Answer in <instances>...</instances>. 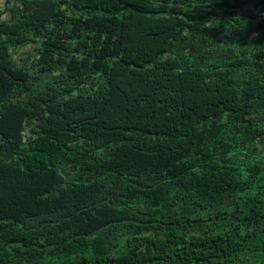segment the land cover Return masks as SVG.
<instances>
[{"label": "trees", "instance_id": "1", "mask_svg": "<svg viewBox=\"0 0 264 264\" xmlns=\"http://www.w3.org/2000/svg\"><path fill=\"white\" fill-rule=\"evenodd\" d=\"M1 1L0 264H264V0Z\"/></svg>", "mask_w": 264, "mask_h": 264}, {"label": "rangeland", "instance_id": "2", "mask_svg": "<svg viewBox=\"0 0 264 264\" xmlns=\"http://www.w3.org/2000/svg\"><path fill=\"white\" fill-rule=\"evenodd\" d=\"M251 12V10H250ZM249 13V12H248ZM35 47L36 45L23 46L12 52L14 63L18 66H29L32 63V60L35 56ZM230 45H223L221 49H228ZM219 49V48H218ZM249 150L252 155H248L250 160H260L264 158V142L263 144L260 142L259 138H256L254 141L249 142ZM247 144V146H248ZM257 147V152L253 153V149Z\"/></svg>", "mask_w": 264, "mask_h": 264}, {"label": "built area", "instance_id": "3", "mask_svg": "<svg viewBox=\"0 0 264 264\" xmlns=\"http://www.w3.org/2000/svg\"><path fill=\"white\" fill-rule=\"evenodd\" d=\"M1 1V0H0ZM1 4L3 5L4 4V0L1 1Z\"/></svg>", "mask_w": 264, "mask_h": 264}]
</instances>
